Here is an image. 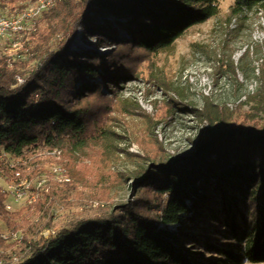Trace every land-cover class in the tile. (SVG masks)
Segmentation results:
<instances>
[{
	"label": "trees",
	"instance_id": "16d2710c",
	"mask_svg": "<svg viewBox=\"0 0 264 264\" xmlns=\"http://www.w3.org/2000/svg\"><path fill=\"white\" fill-rule=\"evenodd\" d=\"M28 1L0 0V9L16 13ZM236 1L240 9H264V0ZM219 12L220 0H58L23 45L25 59L0 56V226L21 233L7 239L0 231L2 264L264 262V123L234 120L211 104L186 108L210 123L196 151L150 157L123 204L48 238L42 232L54 227L53 207L75 188L71 180L54 181L33 205H6L3 186L14 173L33 178L39 169L33 158L24 173L9 157L29 160L41 147L91 143L114 153L121 138L115 112L131 111L123 83L143 79L135 72L139 57L153 62ZM79 27L114 47L72 48Z\"/></svg>",
	"mask_w": 264,
	"mask_h": 264
},
{
	"label": "rangeland",
	"instance_id": "374dc122",
	"mask_svg": "<svg viewBox=\"0 0 264 264\" xmlns=\"http://www.w3.org/2000/svg\"><path fill=\"white\" fill-rule=\"evenodd\" d=\"M0 13L14 14L7 9H0ZM29 36L20 38L23 45ZM58 43L56 40L54 45ZM71 47L106 53L114 45L99 41L95 35L84 36L79 27ZM135 54L142 51L133 49L132 55ZM0 56L13 63L28 55L24 46H8ZM155 58L151 62L139 57L135 72L144 80L123 83L121 96L127 99L131 111L115 112L120 121L114 128L121 138L113 143L112 149L117 148L114 153L103 144L80 148L67 144L41 147L29 160L7 159L13 165L23 164L27 174L34 168L31 160L37 159V174L33 178L26 176L34 182L44 179L48 190L54 181L71 177L75 188L58 197L51 230L73 227L96 216L101 208L111 209L127 202L133 195V181L146 170L150 157L193 154L207 131L201 128L204 119L186 108L201 109L211 104L217 112L226 111L234 120L264 123V9H240L236 0H220L219 14L190 27ZM203 77L212 82L209 95H204L197 83ZM250 85H254L253 93H249ZM244 94H248L246 102L229 108V102ZM16 207L21 208L19 204Z\"/></svg>",
	"mask_w": 264,
	"mask_h": 264
},
{
	"label": "bare ground",
	"instance_id": "6f19581e",
	"mask_svg": "<svg viewBox=\"0 0 264 264\" xmlns=\"http://www.w3.org/2000/svg\"><path fill=\"white\" fill-rule=\"evenodd\" d=\"M58 0H49L46 2V4L42 5V0H32L26 2L24 8L13 15L9 14H4L0 13V19L3 18V20H0V49H1V54L2 51L5 49L8 50V46L10 47H22L23 42L21 41L20 38L24 34H30L36 30V24L37 20L42 14L49 10L50 8L54 7L57 4ZM25 18V21L23 20ZM11 21H14V24L11 26ZM26 22H31L32 26H26ZM235 22V19L233 20ZM10 49V48H9ZM14 49H11V51ZM7 54V52H4ZM257 74H259V69H257ZM192 81H195L194 77H190ZM199 84L202 93L204 95H209L213 91V85L212 82L206 78L203 77L199 81H197ZM254 85H250L249 87V93H253L254 90ZM248 99V94L242 95L238 100L232 101L228 103V106L230 108H235L238 106V104L242 102H246ZM148 108H152V106H149ZM202 125V124H201ZM0 178L2 177V172L0 171ZM64 180L69 181L70 178L65 177ZM38 182H42V186L39 188H36L38 185ZM28 184V190H31V194L27 196V203L29 205H33L35 202L38 201L43 195L48 192V184L44 179H38L37 181H33V179L24 176V174L21 171L20 177L14 178V176L9 179L6 182V186L9 187H17L18 185H26ZM0 228H3L0 226ZM54 234L55 231L51 229L44 230L42 232V236L49 237ZM10 235L13 236V239H18L21 237V233H10L7 231V236H5V233H2V236L4 238H10ZM2 253V247L0 245V254ZM0 264H2V260H0Z\"/></svg>",
	"mask_w": 264,
	"mask_h": 264
},
{
	"label": "built area",
	"instance_id": "2783aa9c",
	"mask_svg": "<svg viewBox=\"0 0 264 264\" xmlns=\"http://www.w3.org/2000/svg\"><path fill=\"white\" fill-rule=\"evenodd\" d=\"M49 0H42V5L46 4ZM0 20H3L0 19ZM25 21V18L23 19ZM14 24V21H11V26ZM26 26H32L31 22H26ZM0 55H1V49H0ZM18 82L22 83L24 81V78L20 75H17ZM21 171H16L14 173V178L20 177ZM42 186V182H38V185L36 188H39ZM4 190L8 193L6 205L9 210H17L19 208L16 207V205H20V207L29 205L27 203V196L31 194V190H28V184L26 185H18L17 187H9V186H3ZM1 233H5V236H7V231L4 228H0ZM48 238V237H46Z\"/></svg>",
	"mask_w": 264,
	"mask_h": 264
},
{
	"label": "water",
	"instance_id": "95a60500",
	"mask_svg": "<svg viewBox=\"0 0 264 264\" xmlns=\"http://www.w3.org/2000/svg\"><path fill=\"white\" fill-rule=\"evenodd\" d=\"M229 108H230V107H229ZM232 109H234V108H232ZM201 124H202V125H201V128H202L204 131H207V134H208V128H209V126H210L209 121H208L207 119H204V120L202 121ZM207 134H206L205 136H202L201 139H200V141L203 140V139L207 136ZM200 141L198 142V144L200 143ZM198 144H197V146H198ZM196 149H197V147H196ZM195 151H196V150H195ZM184 155H186V154H184ZM190 155H191V154H190Z\"/></svg>",
	"mask_w": 264,
	"mask_h": 264
}]
</instances>
